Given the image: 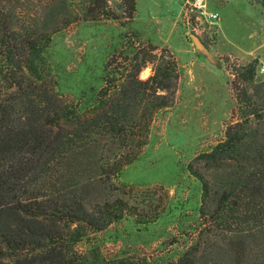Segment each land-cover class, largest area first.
I'll list each match as a JSON object with an SVG mask.
<instances>
[{"label":"trees","instance_id":"obj_1","mask_svg":"<svg viewBox=\"0 0 264 264\" xmlns=\"http://www.w3.org/2000/svg\"><path fill=\"white\" fill-rule=\"evenodd\" d=\"M107 1L87 0L82 19H119L105 13ZM121 1L131 21L136 0ZM17 4L0 0V264H264V81L253 80L255 62L232 82L237 120L187 165L201 185L196 238L176 258L106 257L97 234L134 215L115 183L147 144L154 111L168 106L145 98L167 74L157 68L139 81L133 73L120 84L107 77L63 100L43 54L50 35L79 14L44 19L37 34L15 27Z\"/></svg>","mask_w":264,"mask_h":264},{"label":"rangeland","instance_id":"obj_2","mask_svg":"<svg viewBox=\"0 0 264 264\" xmlns=\"http://www.w3.org/2000/svg\"><path fill=\"white\" fill-rule=\"evenodd\" d=\"M16 1L15 27L37 34L45 30L44 19L65 21V15L79 14L50 35L43 54L52 72L49 79L63 100L100 88L107 77L120 84L131 81L133 73L144 81L157 68L165 70L167 76L156 79L165 87L151 83L145 98L165 100L168 106L154 111L147 144L115 183L120 196L134 205V215L97 236L106 257L172 253L176 258L199 228L201 185L187 165L237 120L232 82L238 69L255 62L253 80L264 81L259 72L264 65V0H206L205 10L218 15L213 22L197 19L187 0H136L131 21L121 0H108L105 9L119 19L99 20L82 19L87 0H53L49 9L46 0ZM147 218L153 220L145 223ZM76 248L83 250L85 243Z\"/></svg>","mask_w":264,"mask_h":264},{"label":"built area","instance_id":"obj_3","mask_svg":"<svg viewBox=\"0 0 264 264\" xmlns=\"http://www.w3.org/2000/svg\"><path fill=\"white\" fill-rule=\"evenodd\" d=\"M189 10L193 12L197 19L204 18L209 22H213L218 19V15L215 12H208L206 8V0H187ZM259 72L264 74V65L259 69Z\"/></svg>","mask_w":264,"mask_h":264},{"label":"water","instance_id":"obj_4","mask_svg":"<svg viewBox=\"0 0 264 264\" xmlns=\"http://www.w3.org/2000/svg\"><path fill=\"white\" fill-rule=\"evenodd\" d=\"M191 39H192V41L194 42V44H195L197 47L202 48V44H201L199 38H198L195 34H191Z\"/></svg>","mask_w":264,"mask_h":264}]
</instances>
